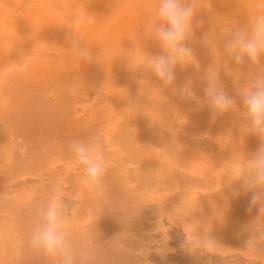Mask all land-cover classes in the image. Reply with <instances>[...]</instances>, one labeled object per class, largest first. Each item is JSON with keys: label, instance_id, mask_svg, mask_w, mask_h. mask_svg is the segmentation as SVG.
<instances>
[{"label": "bare ground", "instance_id": "1", "mask_svg": "<svg viewBox=\"0 0 264 264\" xmlns=\"http://www.w3.org/2000/svg\"><path fill=\"white\" fill-rule=\"evenodd\" d=\"M124 1L111 0L113 3L110 2V4L115 2V5L118 3L122 6ZM61 2L63 0H0V51L10 55L7 65L4 68V65H1L0 68V156L5 153L8 155L11 152L15 153L11 163L8 165L3 163L0 167V264L9 262V264H51L50 260L30 242L31 234L38 222L36 209L54 195H61L67 188L71 195L80 197L82 207L80 205L81 208L76 209V213L70 218V233L76 249L89 254L88 264L147 263L146 256L143 263L140 261V257L141 259L144 257L141 252H144L143 244L146 240L144 242L143 234H141L143 240L141 238L140 240L141 236L135 233L138 230L141 231L144 226L142 221L145 219L142 214L145 212L143 213L142 210L144 211L155 198L154 195L160 192L175 203L177 200L181 202L185 209L182 211L184 214L177 215L174 222L176 224L179 222L177 226L183 228L189 238L195 237L200 247L204 246L200 239L202 225H206L208 229V224L211 223L214 226L213 224H218V220L222 221L218 217L230 213L234 220L233 217L229 219L235 221L236 226H230L229 230L223 233L224 236L215 234L214 230H208L209 235L214 239L213 245L218 247L215 250L222 254L226 252L217 243L228 239L239 242L238 244L244 250L258 249L264 255V214H260L256 207L249 208L250 192L241 191L238 197H233L232 191L226 185L231 164L225 161L229 160L233 153L238 156L253 154L261 144L256 134L248 133L247 122L240 118L239 111L213 119L206 105L197 104L196 101L181 100L171 90L158 88L159 81L150 73L143 71L144 74H142L140 70L139 75L135 77L136 72L128 71L126 66L129 56L125 58L124 52L130 49L127 47L122 54V65L127 67L124 68L127 69V73L125 74L126 71L122 69V73L119 74L118 67L114 68L113 65L120 64V61L102 63V58L96 57L95 52L94 54L91 52L90 47L93 43H90V46L81 37L82 28L76 25L77 22L73 23L74 20H68L70 16L65 17L64 14L56 12V10L65 11L63 8L68 3L61 4ZM67 7L66 10L73 17L74 14L72 15L69 11L71 8ZM65 21L71 25L68 26ZM32 23L35 25L30 26ZM65 25L68 28L72 26L70 30L72 29L74 35L80 39L81 46L93 54L95 62L90 63L77 58L70 51L65 35L67 30H70ZM219 28L221 27H218V30ZM206 29L202 28L203 31ZM214 29L216 28L213 27L210 31L208 27L207 30L210 31L208 33L212 34L215 32ZM202 30H199L197 35L202 33ZM51 32L53 36L49 35ZM222 34L226 36L225 31ZM197 35L194 38L195 45L199 48L207 47L203 43L204 36L199 38ZM216 35V33L212 36L207 35V39L210 42L216 41ZM223 41L219 46L222 48L217 50H223ZM137 44L136 46L133 44V49L137 48ZM140 45L138 44L142 47ZM138 50L141 51V49ZM157 51L160 53V48ZM12 55L15 57L11 58L13 60L10 59ZM112 55L115 56L113 53ZM201 55L197 58L203 62L205 60H201ZM16 57L21 58L20 65L16 63L19 62ZM192 58L195 59V56ZM80 62H83V65H77L78 67L74 65ZM107 62L111 63V66L107 65L108 68L104 66ZM10 63L12 65H9ZM203 63L207 64V61ZM133 65L136 66L135 63ZM128 66L131 67V63ZM234 67H238L237 70H239L236 72L239 73H234L238 77L241 73V80L235 77L231 69L228 74L231 73V76L233 74L234 76L225 80H229L228 84H231L230 80L232 82L233 78L239 81L238 84L235 82L234 85L233 83L230 86L225 85V90L229 95L237 97L239 106L242 104L237 96V88H243L253 74L264 73V67L250 65L248 62ZM113 68L116 70L115 77L120 76V81L125 78L124 81L127 82L129 80L127 75H131L132 77H129L131 79L138 78L137 83L140 84V89L146 92L145 96L159 94V97L161 95L168 98V101L159 102L155 98L150 100L149 96V99L144 96L145 102H140L143 104H140L141 106L145 104L148 107L146 109L159 112L158 118L163 119L164 128L160 129L165 130L159 132L157 130L158 137L151 136L155 134L152 131L155 126H149L150 124L146 121L142 123L144 121L139 118L140 111H137V114L129 112L128 118L122 117L123 113L119 112L122 116L116 117L118 115L114 114V111L117 109L113 108L109 97L107 99L110 104L105 103L106 106H102L101 109L99 106L105 102L102 99L96 101L98 99L93 97L96 102L88 105L90 99L88 100V92H85L88 86L91 89L90 84L96 87L103 85L106 81L109 84L111 77H114V74L111 76ZM197 68L198 64L178 66L175 69V85L179 87L189 82L195 87L197 83L194 85L193 83L199 77L197 81L203 79ZM11 69L15 70L10 71L13 74L8 71ZM201 69L198 68V70ZM235 69L233 68V71ZM130 81L129 84L132 82ZM113 84L108 85V88L112 89L111 93L115 91L116 94L121 95L118 86L120 84ZM135 84L133 87L137 86ZM140 89L136 95L139 94ZM193 91L201 100L204 99V92L198 93L195 89ZM133 96L131 92L130 98L132 99ZM146 99H148L147 103ZM80 109L84 115L79 114ZM152 113L155 114L154 111ZM152 119L155 121L157 117ZM180 119H184L185 123H181ZM142 131H144L143 135ZM24 137H26L25 142L22 139ZM95 138L102 140L104 154L108 160L102 190L89 189L84 184L81 167L69 147L73 140L90 141ZM203 161L207 169L202 171V178H191L192 169ZM26 175H30L32 179L31 177L24 179ZM19 178H22L21 181ZM233 187L236 188L239 185L234 184ZM202 188L205 190L203 191ZM210 188L218 189V192L210 194L208 193ZM69 190L67 191L70 194ZM28 192L35 195L30 202L26 201L29 199L28 196H24ZM251 233L255 234L256 243L254 248L253 246L245 248L244 242ZM212 250L214 251V248ZM194 252L187 251V254L191 257L195 254ZM195 256L191 257L190 261H195ZM224 256L223 258L209 257L212 264H243L234 262L232 257ZM262 261L264 262V256Z\"/></svg>", "mask_w": 264, "mask_h": 264}, {"label": "clouds", "instance_id": "2", "mask_svg": "<svg viewBox=\"0 0 264 264\" xmlns=\"http://www.w3.org/2000/svg\"><path fill=\"white\" fill-rule=\"evenodd\" d=\"M199 7L200 0H158L155 6L157 20L150 26L152 39L158 42L162 54L139 53L143 55V61L138 68L156 77L160 84L158 88L171 90L181 100L206 105L213 119L239 111L240 118L247 122L248 133L256 134L261 144L253 154L238 156L233 153L225 161L231 164L226 185L232 191L233 197H238L241 191L250 192L249 208L256 207L261 214L264 212V73L253 74L243 88H237L242 109L237 104V97L226 92L220 73L222 68L226 75L231 71L230 61L236 64L248 62L250 65L264 67V0H257L258 11L249 25L225 30L223 51L229 59L218 67H213V63L206 70L203 78L206 85L203 88V100L196 96L189 82L179 87L175 85L176 67L186 66V61L194 57L188 42L193 39L195 27H199L201 23L197 18ZM65 35L75 57L90 63L95 62L93 54L81 46L78 37L71 31H67ZM203 43L211 49L215 41L210 42L206 34ZM132 51L139 52L135 48ZM131 60L132 57L127 59V67L136 72L128 66ZM69 147L81 167L84 184L89 189L102 190L108 168L102 140H73ZM234 184L239 187L234 188ZM70 212L63 198L55 195L36 209L38 222L30 242L51 264H88L89 254L77 250L71 239ZM181 223H184L183 220ZM209 233L206 225H202L200 239L205 249L213 246L214 239ZM244 243L245 248L254 246L255 234L251 233ZM182 247L192 252L198 245L195 240L189 241L185 236Z\"/></svg>", "mask_w": 264, "mask_h": 264}, {"label": "rangeland", "instance_id": "3", "mask_svg": "<svg viewBox=\"0 0 264 264\" xmlns=\"http://www.w3.org/2000/svg\"><path fill=\"white\" fill-rule=\"evenodd\" d=\"M59 1H61V0H59ZM122 1H124V0H122ZM63 2L68 3V4H66V7L63 8V10H65V11L56 10V12L64 14L65 17L70 16L71 18L68 17V20L69 19L72 20V21L74 20L73 23L77 22L76 25L79 28L80 27L82 28V30H81V32H82L81 35L82 36L81 37L85 39V43L86 44H88V45H90V43L94 44V45L92 44V46L90 45L91 46L90 47L91 52L93 54L95 52L94 55L96 57L102 58V63H104L106 61H108V62L111 61L112 63L115 62V61H120V64H118V63H117V65L115 64L116 66L112 64L114 66V68L118 67L117 71L119 72V74H120L122 69L127 68L126 67L127 65L126 66L122 65V56H123L122 54H123L124 50H126L127 48H130V49H129V51L126 50L124 52V56H125V58H127V56L132 57V60H131V65L132 66L131 67H132V70L135 69L136 73H137V74L135 73V77H136V75H139L138 71H140L137 65L141 64L142 61H143V55H140L139 54L140 52L142 53V51L144 50L143 51L144 54H146V53L151 54V55L162 54L161 53V49H160V53H159V51H157V50H159V46L157 44L158 42H156V41H154L152 39V29H151V26H150L152 23H155L156 20H157V18L155 17V11H153V10H155V6L157 5L158 0H136V1L135 0H126V1H124L125 3L121 2L122 6L120 4L118 5L119 1H118V3H116V5H115V2H114V4H110L111 0H76V1L75 0L74 1L73 0H65V1L63 0ZM63 2H61V4ZM111 3H113V2H111ZM154 4H155V6H154ZM256 5H257V0H213V1L212 0H200V7L198 9V11H200V12L198 13V17L197 18L201 21V23H200L199 27H196L197 29L195 28V30H194L195 34L193 36V39L188 42L189 46L192 48V52H193V55L195 56V59H193V58L190 59L189 58L186 61V66H188V65L195 66V65L198 64V68L199 69L202 68V69L198 70V68H197V71H198L199 75H201V77L204 78L205 75L204 76H202V75L206 73V70L213 63H214L212 65L213 67H218V66L222 65L225 60H228L229 57L226 56V54L224 53L223 50L222 51L217 50V48H222V47H219V46L222 44V40H224L226 38V36L223 35L222 32L225 31L228 28H236V27H240V26H243V25H249L251 23V21H252V18L254 17V15L258 11ZM67 6H69V9L71 8V10H69V11H71V14L72 13L74 14V15L72 14L74 19L70 15V12H68V10H66V8L68 9ZM108 9H109V11H107ZM110 10H111V12H110ZM66 13L69 14V15H67ZM250 13H251V15H250ZM105 15H107V16H105ZM209 17H210V19H209ZM105 18H106V20H105ZM65 22L67 23V21H65ZM35 23H32V25L30 24V26H33V24L35 25ZM70 25L71 24H68V26H70ZM79 25H81V26H79ZM226 25H229V26L225 27ZM206 26H207V29L209 27L210 31H211V28H213V27L216 28V29H214L215 32L212 33V34H214V33L217 34L216 35V41H215L214 44H212L211 49L208 46H207L208 49H207V47H205L206 49L203 48V47L199 48L197 45H195L196 42L194 41L195 40L194 38L197 35V32L199 30H202L203 27L206 29ZM222 26H223V28H222ZM36 27H37V23H36ZM65 27H67V25H65ZM73 27H74V25H73ZM218 27H221L222 29L219 28V30H218ZM67 28H65V29H67ZM70 28H68V29L70 30ZM207 29L204 30V31L202 30V33H199V35H197V36H199V38H200V36H204V34L210 32ZM126 30H128V31H126ZM70 31L72 32V29ZM124 31H125V34H124ZM65 32H66V30H65ZM101 33H103V34H101ZM212 34L208 33L207 35L208 36H212ZM49 35L53 36V33L51 32V33H49ZM117 43H118V45H117ZM136 43H138L139 45L140 44L142 45V47H139L138 44H137V48L141 49V51L138 52V53L132 52L133 46ZM99 46H101L103 51H102V49ZM154 47L157 48V50ZM134 48H136V47H134ZM219 52H221V53H219ZM112 53L115 54V56H113ZM132 53H134V54L132 55ZM198 55H201V60L202 61L203 60L207 61V64L203 63L205 61L201 62L200 60H198L199 59V58H197ZM9 56L10 55L5 54V53L0 51V68L2 67L1 65H4L3 68L7 65V62L9 60ZM12 56L10 57V59L11 58H15L14 56L13 57ZM118 56H119V58H118ZM4 59H5V62H4ZM16 59H18L17 61H19V62H16V63L18 65H20L19 63L21 61L20 60L21 58L19 59L18 57H16ZM11 60H13V59H11ZM197 60L199 61L198 63H197ZM3 62H4V64H2ZM108 62L104 65L107 68H108L109 65L111 66V63L108 64ZM11 63H14V61H11ZM11 63L9 65H12ZM124 63L126 64V62H124ZM134 63L136 64L138 70L136 69V66L133 65ZM80 64L83 65V62L74 64V65L75 66H77V65L79 66ZM231 64H233V65H231ZM230 65H231V67L236 68L234 71H233V68H231L232 69V71H231L232 73H234V72L236 74L239 73V72H236L238 67H234V66L237 65L235 62L230 61ZM199 66H201V67H199ZM13 68L16 69V67H13ZM114 68H113V73L111 71L110 72H111V76H112V74H114V77L113 76L112 77L115 78V79H113L111 77V79L109 81L110 82L109 84H107L106 83L107 81H106L103 85H100V86L97 85L99 87H96V85L92 86V84H90V86L92 87L90 89L89 86H88V90L85 91V92H88V100L90 99V101L88 102V105H92L96 101H100L102 99V101L104 102V100H105V102H104L103 105L99 106V108L101 109V107L104 106L105 103L107 104L109 102V104H110V101H111V105H113V108L115 107V109H117L115 111L118 112L117 113V112L114 111V114L118 115L116 117H121L122 113H123L122 117H124V118H128L129 117V114H128L129 112H130V114L131 113L137 114L140 111L139 113H141V114H139V115H141L142 117L140 116L139 118L142 121H144L142 123H145V121H146V123L150 124L149 126L154 125L155 128H153L154 130H152V131H154L155 134L154 135L152 134L151 136L158 137L159 136L158 132L161 131L164 128V124H163L164 121H163L162 118H161V120L158 118V117H160V115H159V112H157L156 110L146 109L147 106H145V104H144L145 109H144V106H141V105H143L142 103L145 102V100H143V97L146 95V92L142 91L141 90L142 88L140 89V86H139L140 84L138 85V83H137L138 78H137V80H135L136 78L133 77L132 78L133 80H132L131 78H129V77H132V76L131 75L130 76L127 75V78L129 79L127 82L124 81V80H126L125 78L120 81V76L119 77H117V76L115 77L116 70ZM222 70H223V68H222ZM8 71L12 72L13 70L11 69V70H8ZM8 71H7V73H8ZM125 71H126L125 72V74H126L127 73V69ZM128 71H129V69H128ZM141 72H142V74H144L143 70ZM221 72H223V73H221V79H223V80L228 79V78L231 79L234 76V74H235L234 73L233 76H231L232 75L231 73L227 74V75L224 74V70L221 71ZM11 74H13V73H11ZM123 74H124V71H123ZM129 74H131V73H129ZM142 74H140V75H142ZM236 74H235V77L237 78L238 75L236 76ZM240 75H241V73L239 74V77L237 78L239 80H241V76ZM121 76H123V75H121ZM236 78H233L232 82L230 80L231 84H228L229 80L228 81H226V80L223 81L222 80L223 83L227 82L226 84L224 83V86L227 85V84L230 86V85H232V83L234 85L235 82H237V84H238L239 80L235 81ZM139 80H141V79H139ZM197 80L195 81V83H193V85L196 84V83L200 84V85L196 84L195 87L192 86L193 87L192 89H195V91H197L198 93H200V92L203 93V88L204 87L201 86V85L202 84L205 85V81L202 78H201V81L200 80L197 81ZM129 81L131 82L130 84H129ZM133 81H134V84L136 83L135 85H137V86H134V87H136L135 90H133L134 89ZM124 83L125 84L127 83V85L128 84L129 85L127 86ZM112 84L113 85L120 84V85H118L120 89L119 88L118 89L120 90L121 95L116 94L115 91H113V93H111L112 89L108 88V85L111 86ZM143 85L145 86L146 84H143ZM125 87H127V88H125ZM139 89L142 91V93L140 91L139 94L143 95V96H140L139 94L136 95ZM100 91L102 93H99ZM133 91H135V92H133ZM93 92H95V93H93ZM131 92H132V95L137 96L136 97L137 99L134 96L133 97L135 99L133 97H132V99L130 98L131 97ZM89 93L91 95L93 93L94 95L91 96ZM101 94L102 95L104 94V96H101ZM148 96L150 97V100H152V98H155L156 101H159V102L160 101H165V100L168 101V98H166L164 96H161V95L159 97V94H152V95H148L147 94V96H145V97H147L149 99ZM93 97L97 98L98 100L94 101L95 99L93 100ZM106 99H107V101H106ZM148 99H146V103L148 102ZM155 99H153V100H155ZM169 101H170V99H169ZM130 102H131V104H130ZM140 102H142V103H140ZM118 105H120L122 107H119ZM239 106H240V108L242 107V105H239ZM131 109H133V110H131ZM128 110H130V111H128ZM142 111L143 112L145 111V112L143 113ZM152 111H154V113L156 115L153 114ZM119 112H122V113L119 114ZM124 112H126V113H124ZM157 113H158V115H157ZM79 114L84 115V113L82 112L81 109L79 111ZM153 115H155V116H153ZM130 116H132V115H130ZM155 117H157L158 120L155 119V121H154V119H152V118H155ZM147 118L149 120L151 118L152 120H150V122H148L149 120ZM180 120H181L180 121L181 123H183V124L185 123L184 119L183 120L180 119ZM152 121H154V122H152ZM223 123H225V122H223ZM105 124L106 123H104V125ZM160 128H162V129H160ZM149 130H151L150 127H149ZM157 130H158V132H157L158 135H156V131ZM164 130H162V131H164ZM143 132L144 131L141 132L142 135H143ZM22 139H24V141L23 140L22 141L25 142L26 137H24ZM22 141H21V143H23ZM13 153L14 152H11L10 155L5 153L4 155H1L2 157L0 156V167H1V165H3V163L6 164V165L11 163V161L13 160L12 159ZM7 156H10V157H7ZM14 156H15V153H14ZM7 160H9V161H7ZM201 163H203V164H201ZM201 163H198L197 164L198 166L195 165V168L192 169L193 172H192L191 178L192 177H193V179H198V178L201 179L202 178V171L207 169V167L206 168L204 167V165L206 164L204 161L201 162ZM201 168H202V170H201ZM30 177H31L30 175H26L24 179H28ZM21 179L22 178H19L20 181H21ZM31 179H32V177H31ZM65 190L62 192L61 195H59V197L63 198V200L65 201V203L68 205L69 209L71 210V212H70V218H71L73 216V214L76 213V209L81 208L82 205H81L80 197L78 195H77V197L74 196L73 194L71 195V192H70V190L68 188L65 189ZM67 190H69L70 194L68 193ZM204 190L205 189H203V191ZM217 192H218V189H215V188H213V189L210 188V190L208 191V193H210V194H215ZM24 196H28L27 198H29V199L26 200L27 202H30L31 199L35 197V195H32L31 192L30 193L28 192V193L24 194ZM72 196H73V198H72ZM162 196H163V198H162ZM154 197L155 198H153V201H151L148 204V206L145 207L144 211L142 210L143 213L145 212V214H142L144 216V219H145V220L142 221L144 223L145 228L143 226V228L141 227L142 228L141 231L138 230V232L135 233V235L138 233L137 236L138 235L141 236V234H143L144 242L146 240L145 243L143 242L145 245L142 243L143 244V249L144 248L145 249H144V252L143 251L141 252V254L144 255V257H142V259L140 257V261L142 263H143V260H146L145 256L147 258V263L144 262L143 264H212V262L210 261V257L209 256H214V257H219V258L222 257L223 258L224 255L226 257L228 256V258L232 257L233 258L232 260L234 262H236V263L238 262V263H243V264H264V262L262 261L264 255L258 249L257 250L255 249V251H257V253H259L260 255L257 254L254 250L252 251L251 249L250 250L245 249L247 251L246 252L244 249L241 248V245L238 244L239 242L238 243H236L237 241H235V242L233 241L232 242V241H230L228 239H224L220 243H217V244H219V246H221L226 251V252H223V254L220 253V252H217V250H215V249H218L217 245H213L211 248L205 249L204 246L200 247L197 244L198 245L197 249L192 251V252L195 251L194 253L197 254L196 255L197 257L195 256V254H192L191 257L195 256L194 257L195 261H190L191 257H189V255L187 254V250L182 247V243H183V240L185 239V236L188 238L189 241H192V240L196 241V238L195 237L189 238L187 233L184 231V229L181 228L180 226H177V225H179L178 224L179 222L177 224L174 222V221H176L175 217L177 215H181L182 216L184 214V212H182V211L185 210V209H183L184 207H182L183 205L181 204V202H178V200L176 201V203H175V201H171V199L169 197L167 198V196L165 194H162L161 192L160 193H156L154 195ZM168 199H170V200H168ZM73 201L76 202V204ZM177 202L180 203V204H178ZM80 205H81V207H79ZM262 213L264 214V212H262ZM226 214H228V216ZM226 214L221 215L220 217H218V218H221L223 222L221 220H218V224H213L214 226H212L211 223L208 224L209 223L208 222L207 223L208 224V229L207 230H209V231H213L214 230L213 232H215V234L218 233V235L224 236L225 232H227L229 230L230 226H236L235 221H233L234 217L232 216L233 220H231V219H229V217L232 218L230 216V213H226ZM170 215L172 216L173 219L170 218L171 217ZM241 217L242 216H240V218ZM260 218H261V216H260ZM210 227H211V229H210ZM217 230L220 231V232H218ZM143 236L139 237V239L140 238L142 239ZM237 239H238V237H237ZM227 240L230 241V242H228ZM213 248H214V251L212 250ZM252 248H254V246ZM243 253H245V254H243ZM257 255H259V256H257ZM13 264H15V263H13ZM218 264H220V263H218Z\"/></svg>", "mask_w": 264, "mask_h": 264}]
</instances>
